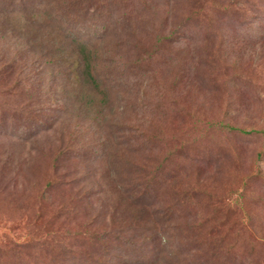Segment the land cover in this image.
Segmentation results:
<instances>
[{"label": "rangeland", "instance_id": "rangeland-1", "mask_svg": "<svg viewBox=\"0 0 264 264\" xmlns=\"http://www.w3.org/2000/svg\"><path fill=\"white\" fill-rule=\"evenodd\" d=\"M0 264H264V0H0Z\"/></svg>", "mask_w": 264, "mask_h": 264}, {"label": "trees", "instance_id": "trees-1", "mask_svg": "<svg viewBox=\"0 0 264 264\" xmlns=\"http://www.w3.org/2000/svg\"><path fill=\"white\" fill-rule=\"evenodd\" d=\"M232 129H233V127H232ZM256 131H258V130H256Z\"/></svg>", "mask_w": 264, "mask_h": 264}]
</instances>
